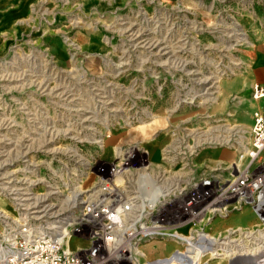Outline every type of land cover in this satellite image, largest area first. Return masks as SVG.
I'll return each instance as SVG.
<instances>
[{
  "label": "rangeland",
  "instance_id": "374dc122",
  "mask_svg": "<svg viewBox=\"0 0 264 264\" xmlns=\"http://www.w3.org/2000/svg\"><path fill=\"white\" fill-rule=\"evenodd\" d=\"M10 1L0 0V240L17 213L43 218L70 195L59 214L67 223L118 167L142 189L154 176L177 188L161 210L177 221L193 212L206 231L194 246L228 244L212 246L224 255L199 259L194 247L177 261L263 255L264 200L228 204L224 188L244 173L264 177V149L246 155L264 0ZM88 231L67 245L85 248ZM156 241L167 242H144V254L178 264L173 245L161 253Z\"/></svg>",
  "mask_w": 264,
  "mask_h": 264
},
{
  "label": "built area",
  "instance_id": "2783aa9c",
  "mask_svg": "<svg viewBox=\"0 0 264 264\" xmlns=\"http://www.w3.org/2000/svg\"><path fill=\"white\" fill-rule=\"evenodd\" d=\"M252 97L261 100L252 110L246 146V155L254 159L264 149V86L261 83H253ZM119 170L110 167V177L99 181V190L86 196L83 206L65 224L59 214L64 210L62 207L68 205L70 195L61 197L59 208L53 212L46 211V204L43 218L22 210V214L17 213V217L11 219L15 223L13 228H8L10 223L2 227L9 229V236L0 240V264H104L112 258L125 259L129 264H155L162 255L148 258L146 254H136L148 240L170 241L173 244L170 252L181 254L190 253L195 242L204 241L206 231L194 226L193 212L177 221L168 219L161 210L177 198L176 187H166L161 178L154 176V182L142 189L136 184L137 180H121ZM141 177L148 174L143 173ZM142 179L140 182L145 184ZM201 182L209 184L210 178ZM53 188L52 191L62 190L60 184ZM224 190L227 196L234 197L228 204L245 200L260 206L264 200V177L244 173L225 185ZM192 200L193 197L187 203ZM16 203L18 209L23 208V203ZM85 226L89 227L88 245L71 249L68 239L81 233Z\"/></svg>",
  "mask_w": 264,
  "mask_h": 264
},
{
  "label": "bare ground",
  "instance_id": "6f19581e",
  "mask_svg": "<svg viewBox=\"0 0 264 264\" xmlns=\"http://www.w3.org/2000/svg\"><path fill=\"white\" fill-rule=\"evenodd\" d=\"M206 241V244L205 245H195L194 247H196V248H200V251H197L196 253H195V256H196V254L197 253H200V255L198 256L199 257V259H201L203 256H205V255H207V254H209V256H214V258H215V256H220V255H224L225 253H220V252H218V251H216V252H214L213 250H215V249H212V246L213 245H220V244H224V246H227L228 244H227V242H224V243H222V242H219V239L217 238V239H207V240H205ZM196 243V242H195ZM202 243V242H201ZM200 242H198V244H201ZM194 247H192V249H191V251L190 252H192L193 251V248ZM204 248H208L210 251L209 252H205V250H207V249H204ZM136 254H139V255H141V256H143L144 255V251L142 250V248H139V249H137L136 250ZM190 253H188V254H186V253H183V254H181V253H174L173 252V254H172V257H175V258H173V259H175V261L178 263V264H184L183 262V259H182V262H181V259H180V261H177V259H178V257H184V258H187V256L189 255ZM261 255V254H260ZM243 264H264V254L263 255H261V256H254V257H250V258H248L247 260H245L244 261V263Z\"/></svg>",
  "mask_w": 264,
  "mask_h": 264
},
{
  "label": "crops",
  "instance_id": "0c3cea01",
  "mask_svg": "<svg viewBox=\"0 0 264 264\" xmlns=\"http://www.w3.org/2000/svg\"><path fill=\"white\" fill-rule=\"evenodd\" d=\"M13 1V0H12ZM12 1L8 2L9 5L12 4ZM8 5V6H9ZM0 10H5V9H0ZM10 10H15V8H11ZM254 70H253V76L255 79V82H259L264 86V39L260 42V46H258L257 50H256V55H255V59H254ZM252 89V88H251ZM253 99L254 102V106L253 109L260 104L261 100H257V99ZM252 109V110H253ZM155 243L160 244V249H161V253L165 251L166 247H169L171 245H173L170 241L167 242H158L156 241ZM150 243H145V246L147 247H153V245H149Z\"/></svg>",
  "mask_w": 264,
  "mask_h": 264
}]
</instances>
